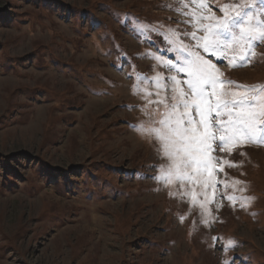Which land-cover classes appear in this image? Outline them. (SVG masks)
I'll return each instance as SVG.
<instances>
[{
  "label": "rangeland",
  "instance_id": "374dc122",
  "mask_svg": "<svg viewBox=\"0 0 264 264\" xmlns=\"http://www.w3.org/2000/svg\"><path fill=\"white\" fill-rule=\"evenodd\" d=\"M241 3L255 0H0V264H264V144L214 142L210 176L165 184L162 146L130 127H155L167 78L187 80L169 44L192 48L185 32ZM205 58L259 101L264 42L246 66Z\"/></svg>",
  "mask_w": 264,
  "mask_h": 264
},
{
  "label": "snow or ice",
  "instance_id": "6c2138e0",
  "mask_svg": "<svg viewBox=\"0 0 264 264\" xmlns=\"http://www.w3.org/2000/svg\"><path fill=\"white\" fill-rule=\"evenodd\" d=\"M199 8L207 7L206 0H191ZM225 18L218 19L212 14L207 19L215 21L208 24L201 30L204 34L197 36L196 32L187 33L196 43L192 48L183 46L180 48L169 49L175 52H185L186 56L181 57L177 62H169L166 67L177 74L186 73L187 80H178L177 75H171L167 79L171 81L170 97L163 100H156L154 107L163 108V112L154 113L158 120L156 126L141 123L138 125L130 124L134 131L147 133L154 136L162 148L158 151L163 152L164 158L170 161L166 168L160 169L161 175L152 177L163 183H168L173 177L182 183H195L201 176L211 175L214 168L212 161L216 159L209 155L214 151V142L219 141V147L227 148L229 144L237 143H261L264 144V86H261L259 101L251 98L247 94L255 89L247 86L235 85L234 81L222 79L223 73L220 72L216 64L206 56L215 57L217 60H227L230 67H242L254 58L255 42H264V0H255V3H241L235 15L229 18L230 9L235 5L217 6ZM251 13V15H249ZM183 14V13H182ZM243 17L245 23L238 24L237 19ZM254 17V27L248 26L247 22ZM203 20L205 17H197ZM195 27V25H193ZM233 27L239 32L233 31ZM222 34H227L226 39ZM238 43L245 46V52L238 60L229 59L221 53L225 52L231 43ZM203 53L201 55L200 53ZM159 83V81H157ZM185 84L181 88L180 85ZM235 85L243 88V93L229 91V87ZM168 85L165 84V89ZM161 90L156 93L144 92L148 97V102L152 103L153 95L159 96ZM257 104L259 111L256 110ZM129 107V106H122ZM135 110V109H131ZM153 116V112L142 109ZM219 162V161H217ZM228 167L235 165L229 163ZM153 169L156 166H151ZM195 177V180L193 179ZM234 199V198H229ZM228 264V262H226ZM231 264H235L233 260Z\"/></svg>",
  "mask_w": 264,
  "mask_h": 264
}]
</instances>
